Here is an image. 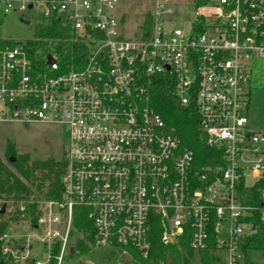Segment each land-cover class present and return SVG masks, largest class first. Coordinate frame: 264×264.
Returning <instances> with one entry per match:
<instances>
[{
	"label": "built area",
	"instance_id": "1",
	"mask_svg": "<svg viewBox=\"0 0 264 264\" xmlns=\"http://www.w3.org/2000/svg\"><path fill=\"white\" fill-rule=\"evenodd\" d=\"M119 4L0 0L1 18L56 19L71 33L0 37V122L54 123L68 137L57 196L0 200V214L5 206L30 228L24 235L8 226L2 253L12 264H63L85 219L80 237L128 260L132 250L149 258L159 227L164 245L187 237L196 253L214 247L219 264H247L249 240L264 237V130L248 121L250 63L264 57V0H193L178 24L174 4L155 0L131 35ZM67 41L77 45L70 61ZM161 82L198 117L214 151L202 168L151 104Z\"/></svg>",
	"mask_w": 264,
	"mask_h": 264
},
{
	"label": "trees",
	"instance_id": "2",
	"mask_svg": "<svg viewBox=\"0 0 264 264\" xmlns=\"http://www.w3.org/2000/svg\"><path fill=\"white\" fill-rule=\"evenodd\" d=\"M197 4L202 0H195ZM146 23L144 29L147 31L150 29V16L146 15ZM0 17V25L2 23ZM70 30L65 29L59 20H45L41 17H37L36 35L38 36H51L61 37L70 35ZM6 44V42H0V45ZM77 45L67 41L62 44V49L65 50L64 59L71 60L72 50ZM151 104L154 106L163 116L169 126L175 127L176 133L181 139L182 146L192 148L196 154V163L202 168L209 157L214 152L213 149L208 148L204 142L203 134L198 129V117L192 108L180 107L172 97V94L165 83H159L152 92ZM7 157V163L0 161V200L7 201H20L22 199H30L32 195L38 197H55L60 191V177L65 165L64 157L60 160L54 158H48L46 161H32L30 154L18 152L15 144L8 142L5 150ZM213 160V159H212ZM34 163L42 164L44 167L50 169L49 183L45 186V182L36 183L32 180L34 170H37ZM34 207V206H33ZM0 236L9 226L12 221H17L19 215L14 213H1L0 214ZM84 219V218H83ZM77 237L72 239L71 244L74 245V253L78 251H88L89 247L86 238L80 237L78 231L85 230L87 223L84 220L76 222ZM73 234V232H72ZM161 229L155 227L152 231V249L148 259H144L145 264H167V256L170 255L172 264H219L220 257L216 253L215 248L208 249L204 252H195L188 245L187 237L181 238L178 242L164 245L160 239ZM0 240V261L3 260L4 264H12L8 261L1 248ZM264 248V237L258 236L250 239L245 252L248 249ZM76 250V251H75ZM58 251V244L54 248V253ZM71 252V248L68 251ZM136 253V252H135ZM139 256V253H136ZM248 256V252H247ZM53 263V261H52ZM32 264V263H31ZM247 264H256L252 260L247 261Z\"/></svg>",
	"mask_w": 264,
	"mask_h": 264
},
{
	"label": "rangeland",
	"instance_id": "3",
	"mask_svg": "<svg viewBox=\"0 0 264 264\" xmlns=\"http://www.w3.org/2000/svg\"><path fill=\"white\" fill-rule=\"evenodd\" d=\"M155 0H120L118 15L124 18L128 35L133 33L136 23L143 21L146 12L152 8ZM174 4L176 23L181 22L187 15L190 16L194 9L193 0H169ZM27 15L19 12H12L2 17L0 25V37L8 40L31 39L36 35V21L30 24L23 20ZM251 76L249 83L250 98L248 105L249 125L256 130H264V57L257 53L250 63ZM67 135L64 128L54 123L42 122H0V161L7 163L5 154L8 142L15 144L18 152L29 153L32 161H46L48 158L60 160L64 147L67 143ZM37 170H34L32 180L36 183L50 182V172L42 164L34 163ZM32 195V197L39 198ZM31 197V198H32ZM10 205V204H9ZM9 226L18 234L30 233L27 224L20 221H12ZM72 234V239L77 237ZM88 251H78L74 254L66 253L63 264H145L144 259L136 255L132 250L131 260L120 257L114 253V249L108 246H93L87 242ZM40 257L46 258L45 252L39 249ZM250 259L256 264H264V248H255L249 251ZM26 264H31L26 262Z\"/></svg>",
	"mask_w": 264,
	"mask_h": 264
},
{
	"label": "water",
	"instance_id": "4",
	"mask_svg": "<svg viewBox=\"0 0 264 264\" xmlns=\"http://www.w3.org/2000/svg\"><path fill=\"white\" fill-rule=\"evenodd\" d=\"M1 212H2V213L5 212V206L2 208ZM71 252L74 253V249H73V248H71ZM0 264H4V261L1 260V261H0ZM167 264H172V261H171V257H170V255L167 256ZM222 264H224V263H222Z\"/></svg>",
	"mask_w": 264,
	"mask_h": 264
},
{
	"label": "flooded vegetation",
	"instance_id": "5",
	"mask_svg": "<svg viewBox=\"0 0 264 264\" xmlns=\"http://www.w3.org/2000/svg\"><path fill=\"white\" fill-rule=\"evenodd\" d=\"M64 153H65V148H64V151H63V155H64ZM62 157H64V156H62Z\"/></svg>",
	"mask_w": 264,
	"mask_h": 264
}]
</instances>
